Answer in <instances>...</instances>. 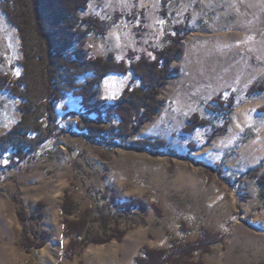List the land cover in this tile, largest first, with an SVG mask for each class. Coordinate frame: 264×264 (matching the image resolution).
<instances>
[{"label": "rangeland", "instance_id": "1", "mask_svg": "<svg viewBox=\"0 0 264 264\" xmlns=\"http://www.w3.org/2000/svg\"><path fill=\"white\" fill-rule=\"evenodd\" d=\"M163 8L175 24L190 12V31L180 41L182 55L171 63L179 74L168 77L158 95L162 100L159 111L133 137L106 144L86 138L85 131L78 129L84 113L81 98L63 93L55 105L62 132L47 140L34 157L21 160L9 152L0 160V264H138L145 250L168 249L174 239L182 244L194 242L203 231L219 234L223 240L209 253L196 251L193 260L205 264H227V258L231 264L264 262V188L246 175L258 165L247 167L245 160L238 159L242 143L226 151L221 160L204 156L208 137L226 123V116L210 110L217 107L214 98L234 99L232 116L248 105L254 114L253 129L264 128V91L247 95L253 85L264 89V0H91L84 15L96 14L103 20L118 12L122 16L104 36H87L86 53L94 57L113 53L117 61H122L117 56L125 54L127 64L129 50L136 53L135 59L142 55L155 59L154 51L166 44L168 21L161 14ZM127 15L135 19L130 21ZM18 30L0 0V73L15 79L24 72ZM127 74L125 87L133 77L132 71ZM86 77L78 82L84 83ZM197 83L208 84L205 93L214 94L203 104L199 96L188 99L195 94L186 87ZM104 84L99 97L113 104L125 88L104 97ZM19 104V98L9 91L0 93V137L19 121ZM163 109L173 116L172 128L163 127ZM195 114L211 126L182 132ZM89 117L97 120L96 114ZM119 121L114 114L108 120L102 118L105 125L116 126ZM155 139H164L169 147L163 151V147L150 150L131 145ZM258 169L259 176L263 175L264 161ZM88 188L102 193L114 210L136 199L146 204V211L120 210L122 239L70 249L62 208L65 202L75 201L79 211L68 218L79 220L95 206ZM68 194L72 200L66 198ZM19 202L30 218L28 229L49 234L40 248L27 251L20 243L24 226L18 215ZM110 226L117 225L111 221Z\"/></svg>", "mask_w": 264, "mask_h": 264}, {"label": "trees", "instance_id": "2", "mask_svg": "<svg viewBox=\"0 0 264 264\" xmlns=\"http://www.w3.org/2000/svg\"><path fill=\"white\" fill-rule=\"evenodd\" d=\"M1 1L3 11L19 29L24 72L16 79L0 73V93L9 91L19 98L21 113L19 121L0 137V160L9 152L12 157L21 160L34 157L47 140L62 132L55 105L60 102L63 93L81 98L84 113L78 129L85 131L86 138L105 144L116 139L123 141L133 137L141 125L159 111L162 100L158 99V95L162 87L166 85L169 76L179 74L178 68L171 69V63L182 55L180 41L190 31V12L182 23L175 24L171 15L163 8L161 14L168 21L164 37L166 44L154 51L155 59L144 55L135 59L136 53L129 50L127 57L130 63L127 64L125 60L117 61L113 53H109L107 57L89 56L84 47L89 34L104 36L112 24L119 22L122 16L119 12L110 20H103L96 14H83L89 8L91 0ZM141 14L142 22L146 21L143 10ZM127 19L133 21L135 15H127ZM143 27L142 24L137 27L138 37V30H143ZM130 71L133 72V78L113 104H108V100L99 97V87L108 74L114 72L127 75ZM88 73L93 74V77H86ZM84 76L85 82H78ZM136 82L139 84L135 85ZM260 91L263 92L264 89H257L253 85L247 95L251 96ZM213 102L217 107H210V110L226 116V123L214 128L208 137V143L215 136L227 132L229 116L236 106L231 98L228 101L214 98ZM91 114L97 115L96 121L90 119ZM113 114L120 119L116 126L102 123V118L108 120ZM206 126H211V122L195 114L189 118L188 125L182 132L190 134ZM247 134L248 132L244 134L242 141H246ZM131 143L132 146L141 145L150 150L163 147L164 151L165 147H169L164 139ZM190 147L192 150L195 148L194 145ZM166 149L177 154L169 148ZM258 167L260 166L249 170L246 175L256 178L258 185L264 188V174L259 176ZM88 193L95 206L87 209L79 220L72 221L68 218L79 211L77 203L73 202L69 194L66 198L72 201L65 202L62 208L65 215L64 235L71 239L70 249L84 247L89 243H106L113 238L120 240L125 234L118 226L123 215L120 210L127 212L132 207L141 213L146 211V204L141 200L132 199L119 205L118 211L114 210L113 203H108L102 193L92 188H88ZM19 203L18 215L24 226L20 243L27 251L40 248L49 234L34 228L28 229L26 221L30 218L26 217L25 207ZM126 217L127 214L123 216L125 219ZM111 221L117 226L111 227ZM96 227L97 231L94 232ZM93 233L96 235H92ZM222 240L219 234L203 231V236L194 242L182 244L174 239L168 249L145 250L144 255L137 258V263L205 264L201 259L193 260L194 253L199 250L209 253L212 246Z\"/></svg>", "mask_w": 264, "mask_h": 264}, {"label": "crops", "instance_id": "3", "mask_svg": "<svg viewBox=\"0 0 264 264\" xmlns=\"http://www.w3.org/2000/svg\"><path fill=\"white\" fill-rule=\"evenodd\" d=\"M125 56L126 55L124 54L123 57L120 58L117 56V58L118 60H123ZM127 75L121 73L114 74V72L108 74L103 80V82L105 81V84L102 87V94L104 88H107L106 85H109L112 88L110 90L108 89L104 91V94L113 90H123L125 88V84H127ZM228 86H230V84L226 85L225 90L230 88ZM207 88L209 87L206 83H197V85L194 84L193 87H186V89H188L189 91L191 90L190 93L193 92L195 94V96L188 95V99L199 96L201 104L205 103L206 101H209L214 96V94L208 95L207 93H205ZM104 97H108V93ZM240 111L244 112L243 118L239 115L237 116V113ZM240 111H238L234 116L231 115L233 112L230 114L228 119L229 124L227 132L221 136H215L213 140L207 144V154L205 153L206 155L204 154V156L206 158L221 160L226 151H228L231 147H236V145L239 146L242 143V146L240 147V152L238 154V159L245 160L243 162L247 165V167H252L255 165V163L256 165L261 166L262 161H264V128L261 130L259 129L257 131L253 129L254 125L252 122L254 121V114L250 112V109H248V105L243 107ZM172 120L173 116H171V113L168 110L163 109V127L172 128ZM246 132H248V138L246 139V141H242V137L244 136V134H246ZM169 245L170 244L168 243V246ZM226 261L227 264H231V260H229L228 258Z\"/></svg>", "mask_w": 264, "mask_h": 264}, {"label": "bare ground", "instance_id": "4", "mask_svg": "<svg viewBox=\"0 0 264 264\" xmlns=\"http://www.w3.org/2000/svg\"><path fill=\"white\" fill-rule=\"evenodd\" d=\"M107 86V88H104V90H103V94H104V91H106V90H110L112 87H110L109 85H106ZM243 114H244V112H242V111H240V112H238L237 113V116L239 115L240 117H242L243 118Z\"/></svg>", "mask_w": 264, "mask_h": 264}]
</instances>
